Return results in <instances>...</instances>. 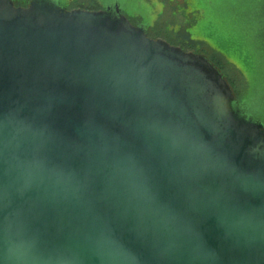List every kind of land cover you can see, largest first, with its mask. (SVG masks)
Returning <instances> with one entry per match:
<instances>
[{
  "label": "water",
  "instance_id": "water-1",
  "mask_svg": "<svg viewBox=\"0 0 264 264\" xmlns=\"http://www.w3.org/2000/svg\"><path fill=\"white\" fill-rule=\"evenodd\" d=\"M118 4L0 0V264H264V125Z\"/></svg>",
  "mask_w": 264,
  "mask_h": 264
},
{
  "label": "rangeland",
  "instance_id": "rangeland-1",
  "mask_svg": "<svg viewBox=\"0 0 264 264\" xmlns=\"http://www.w3.org/2000/svg\"><path fill=\"white\" fill-rule=\"evenodd\" d=\"M76 1L59 3L72 7ZM90 1L101 7L116 1L127 20L151 39L180 47L178 35L188 37L193 44L186 51L222 63L223 77L235 81L237 97L258 111L264 125V0L254 5L247 0Z\"/></svg>",
  "mask_w": 264,
  "mask_h": 264
},
{
  "label": "flooded vegetation",
  "instance_id": "flooded-vegetation-1",
  "mask_svg": "<svg viewBox=\"0 0 264 264\" xmlns=\"http://www.w3.org/2000/svg\"><path fill=\"white\" fill-rule=\"evenodd\" d=\"M53 1H55L59 6H61L60 5V3H59V0H53ZM107 1H111V0H107ZM114 1V0H113ZM255 1H257V0H253V1H249V0H247V4L248 5H250V3H252L253 5L256 3ZM89 2H91L90 0H77L76 1V3H75V5L73 6L72 5V7L70 6V7H63V8H65V9H68V10H70V9H76V8H78V9H82V8H96L95 10H101V9H104L105 7H109V8H111V7H113V5L114 4H117V2L116 1H114V3L113 4H109L108 3V5H106L105 7H101L98 3H96L95 1H94V4L93 3H89ZM62 7V6H61ZM250 8H252V7H250ZM179 37H178V40L179 41H176V42H182V43H184V44H189V43H191L190 42V39L188 38V37H186V36H182V35H178ZM193 42V41H192ZM235 82V81H234Z\"/></svg>",
  "mask_w": 264,
  "mask_h": 264
},
{
  "label": "trees",
  "instance_id": "trees-1",
  "mask_svg": "<svg viewBox=\"0 0 264 264\" xmlns=\"http://www.w3.org/2000/svg\"><path fill=\"white\" fill-rule=\"evenodd\" d=\"M14 2H15V4L16 5H18V6H24L25 4H26V1L27 0H13ZM104 1V0H103ZM82 9H85V10H95L96 8H82ZM190 42L191 43H189V45L190 44H193V42H192V40H190ZM177 44L183 49V50H190L189 48H188V44H184V43H180V42H177ZM210 60V59H209ZM211 61V60H210ZM211 63L221 72L223 69H224V65L222 64V63H214L213 61H211ZM226 79V78H225ZM227 81H228V83L230 84V86L232 87V89H233V91H234V86L236 85V83L233 81V80H229V79H226ZM234 93H235V95H236V92L234 91ZM236 97H237V95H236ZM237 100L239 101V102H241L242 101V98H238L237 97Z\"/></svg>",
  "mask_w": 264,
  "mask_h": 264
}]
</instances>
